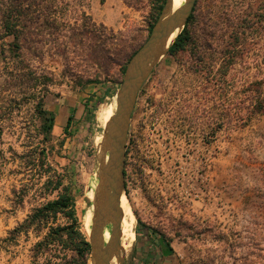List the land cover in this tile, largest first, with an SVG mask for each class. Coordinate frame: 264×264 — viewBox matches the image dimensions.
I'll list each match as a JSON object with an SVG mask.
<instances>
[{"label": "rangeland", "instance_id": "rangeland-1", "mask_svg": "<svg viewBox=\"0 0 264 264\" xmlns=\"http://www.w3.org/2000/svg\"><path fill=\"white\" fill-rule=\"evenodd\" d=\"M153 1L0 0V264H75L60 250L33 256L44 232L6 240L56 196L41 189L43 175L25 186L22 200L14 193L29 181L19 155L46 146L89 237L84 216L98 187L105 130L98 114L114 113L126 61L112 54L104 70L91 59L122 37L126 53L137 49ZM9 9L24 10L20 60L2 27ZM193 15V42L161 58L132 118L123 199L136 238L125 264H264V0H198ZM43 82L44 103L56 114L47 142L30 96Z\"/></svg>", "mask_w": 264, "mask_h": 264}, {"label": "trees", "instance_id": "trees-1", "mask_svg": "<svg viewBox=\"0 0 264 264\" xmlns=\"http://www.w3.org/2000/svg\"><path fill=\"white\" fill-rule=\"evenodd\" d=\"M124 1L128 5H133L138 2V0ZM165 2L166 0L153 1V5L151 6L152 21L148 27V35L159 17ZM194 10L195 7L186 26L170 46L168 51L170 55L174 56L180 51L186 50L188 45L193 42L194 31L191 27V23L193 22ZM23 12L24 10L21 9H18V11L13 9L5 11L2 24L5 36L13 37V40L10 43V50L14 53V57H18L19 60L21 58L20 50L23 47V39L26 33L25 27L27 26L24 21ZM112 45L114 46V49L108 50V53H110L109 55L106 53L104 47L98 46L96 49V53L98 54L91 59V63L98 64L100 67H105L104 70H107L106 66L112 61L111 55L113 54L126 60L122 67V72L124 73L129 59L142 44L129 54L126 53V49L129 46L128 39L123 37L119 38L116 41H112ZM95 78L98 79L97 75ZM43 83L44 87H42L40 91L31 93L30 96L36 99L34 114L39 120L38 132L43 135L42 142H47L52 137L56 114L53 110L47 108L44 103L48 92V86L46 82ZM263 108L264 103H259L258 109L261 111ZM72 119L73 116L70 115L65 130L70 126ZM36 148V150L30 149L24 154L19 155L22 164L24 163L25 168L27 166L28 168L26 169L30 170L25 173L27 176L26 178L29 181L28 183H23L20 192L14 191V193L17 196H22V200L23 195L26 192L24 190L25 186L30 183L34 185V183H36V181L43 175L46 179L42 183L41 189L47 195L56 193V196L54 198H49L47 201L34 207L23 222L19 223L9 231V237H7L6 240L14 241L20 234H26L29 231H34L37 236H41V233L44 232L42 237L36 241L31 248L35 258L41 253H51L52 251L60 250L63 252L66 262L88 264L91 254V244L89 242L88 234L84 231L81 219L78 215L76 201L71 186L65 183L66 174L59 171L49 162L46 146L42 147L41 145H37ZM129 148L130 146L127 147L126 164L129 155ZM161 237L164 245L170 251H173L169 239L165 235H162Z\"/></svg>", "mask_w": 264, "mask_h": 264}, {"label": "water", "instance_id": "water-1", "mask_svg": "<svg viewBox=\"0 0 264 264\" xmlns=\"http://www.w3.org/2000/svg\"><path fill=\"white\" fill-rule=\"evenodd\" d=\"M173 1L166 0L148 37L129 59L116 91L115 111L105 125L89 232L91 264H111L115 256L119 264H125V249L121 243L122 197L126 187V156L132 118L143 85L186 26L198 0H185L175 9ZM107 225H110L111 235L104 241Z\"/></svg>", "mask_w": 264, "mask_h": 264}, {"label": "bare ground", "instance_id": "bare-ground-1", "mask_svg": "<svg viewBox=\"0 0 264 264\" xmlns=\"http://www.w3.org/2000/svg\"><path fill=\"white\" fill-rule=\"evenodd\" d=\"M184 1L185 0H174L173 1V8L175 9V8L179 7L180 5L183 4ZM111 115H112L111 109H110V107H108V108L100 111V113L98 114V120L101 122V124L106 125V123L110 119ZM89 197L90 198L93 197V192L91 193V195H89ZM122 207L124 209V218L122 221L121 243L125 249V254H126L132 248L133 243H134L135 238H136L135 215H134V212L131 208L132 206L130 207L128 201L124 200L123 197H122ZM93 211H94L93 205H91L90 208L85 213V216H84V223H85V226L87 227V230H89V231L91 230V226H92ZM110 235H111L110 226L107 225V227L105 228L104 234H103L104 241H108V239L110 238ZM111 264H119V259L117 256H115L112 259Z\"/></svg>", "mask_w": 264, "mask_h": 264}]
</instances>
